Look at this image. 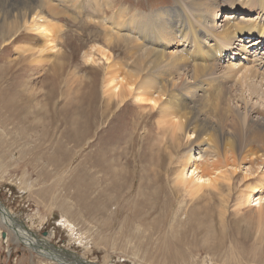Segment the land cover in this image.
Masks as SVG:
<instances>
[{
  "label": "rangeland",
  "instance_id": "obj_1",
  "mask_svg": "<svg viewBox=\"0 0 264 264\" xmlns=\"http://www.w3.org/2000/svg\"><path fill=\"white\" fill-rule=\"evenodd\" d=\"M41 1V15L54 36L48 51L39 36H25L22 26L8 36L1 32L15 6L28 2L0 0V207L13 218L0 209V264H62L58 257L71 263L56 249L89 264H264V223L248 224L234 216L236 193L226 209L218 196L189 200L178 191L182 188H174V177L165 181L164 151L159 158L151 154L156 121L151 118L144 126L147 114L138 103L128 98L115 105L104 93L105 61L97 51H109L118 62L132 53L124 44L107 43L106 34L126 35L132 15L173 8V0H118V5L111 0L110 8H97L92 0ZM120 9H125L124 27L117 18ZM221 13L217 27L226 14ZM233 42L243 48L237 39ZM20 47L32 51L18 53ZM257 47L248 54L230 49L237 55L226 52L210 64L219 85L245 88L248 104H264V42ZM230 64L235 67L228 70ZM244 69L254 71L252 80L249 72L238 79ZM250 82L262 88L256 90L259 96L249 98ZM154 177L164 187L157 188L151 208L149 199L136 201V192L139 183L153 186ZM242 207L245 215L256 211ZM16 233L27 234L28 242Z\"/></svg>",
  "mask_w": 264,
  "mask_h": 264
},
{
  "label": "bare ground",
  "instance_id": "obj_2",
  "mask_svg": "<svg viewBox=\"0 0 264 264\" xmlns=\"http://www.w3.org/2000/svg\"><path fill=\"white\" fill-rule=\"evenodd\" d=\"M92 1L97 8L102 5L113 7L111 0ZM27 2V6L22 4L24 2L18 8L14 5L15 9L2 22L7 27L1 32L8 36L16 27L22 26L25 36H39L46 50H51L50 43L54 42V36L49 28L51 25H47L48 20L41 15L39 6L42 1ZM119 3L115 1L116 5ZM173 4V8L149 14L136 13L127 24L122 21L125 9L118 10V22L123 27L126 24L129 31L121 36L106 34L105 40L115 45L124 44L128 52L132 49V53L127 61L118 62L112 60L109 51H97L105 61L102 81L106 98L110 103L115 99V105H122L131 98L147 114L144 126L145 121L151 118L156 121V139L149 145L151 154L157 158L164 151L168 163L163 172L165 181H168L170 175L174 177V188H182L178 191H183L193 202H207L213 196H218L220 205L225 209L227 200L229 203L235 192L234 216L245 223L263 226L264 104H248L247 97L244 98L242 93L245 88L241 92L219 85L214 80L216 67H210V64L218 63L226 52L237 55L236 51L230 52V49L248 54L252 49L259 48L257 46L264 42V22L261 20L264 0H173ZM48 6L55 9L50 4ZM222 10L226 14L217 27L216 21L220 20ZM9 18L12 20L8 24ZM101 22L104 23L105 19L101 18ZM256 36L257 39H251ZM236 39L237 46L243 48L234 47L233 41ZM31 51L24 47L18 49V53ZM125 53L128 54L127 51ZM254 53L257 54V51ZM93 59L90 61L95 62ZM242 59L247 60L246 57ZM225 61L229 62V59ZM228 66L230 70L235 64ZM241 69L237 68L234 75L239 74ZM244 70L238 79H244L249 72L252 80L254 71ZM262 81L264 76L260 79ZM260 88L250 82L246 89L249 98L253 94L259 96L256 90ZM104 131L107 132V128ZM123 172L120 173L126 174ZM154 178L153 186L143 187L139 183L136 192V201L149 199L152 201L151 208L155 207V201L158 200L157 188L164 187L163 183ZM121 181L120 175L114 183V190L119 191ZM252 181L256 183L247 191ZM242 186L246 188L243 190ZM252 202L254 204H249ZM242 206L247 207L246 210L256 208V211L242 214ZM2 210L6 217L12 219L8 211ZM24 236L27 234L16 233L17 239L28 242ZM58 258L62 264H87L81 258L75 263H67L62 257Z\"/></svg>",
  "mask_w": 264,
  "mask_h": 264
},
{
  "label": "water",
  "instance_id": "obj_3",
  "mask_svg": "<svg viewBox=\"0 0 264 264\" xmlns=\"http://www.w3.org/2000/svg\"><path fill=\"white\" fill-rule=\"evenodd\" d=\"M44 236V235H43ZM56 249V248H54ZM60 254H62V256L64 257H69L71 259V262L73 261H77L80 260V256L68 251V250H64V249H56ZM85 262V261H84ZM89 264V263H87Z\"/></svg>",
  "mask_w": 264,
  "mask_h": 264
}]
</instances>
